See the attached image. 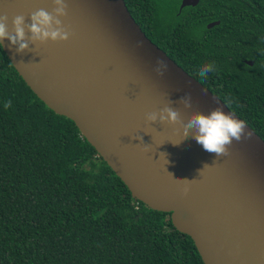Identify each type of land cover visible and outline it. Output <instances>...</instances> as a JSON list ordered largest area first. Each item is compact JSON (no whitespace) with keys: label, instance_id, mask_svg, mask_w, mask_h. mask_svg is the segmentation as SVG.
Masks as SVG:
<instances>
[{"label":"trees","instance_id":"16d2710c","mask_svg":"<svg viewBox=\"0 0 264 264\" xmlns=\"http://www.w3.org/2000/svg\"><path fill=\"white\" fill-rule=\"evenodd\" d=\"M125 2L153 43L264 140V0H200L182 11V0ZM206 64L214 71L201 79ZM0 264H204L171 214L135 200L1 44Z\"/></svg>","mask_w":264,"mask_h":264},{"label":"water","instance_id":"95a60500","mask_svg":"<svg viewBox=\"0 0 264 264\" xmlns=\"http://www.w3.org/2000/svg\"><path fill=\"white\" fill-rule=\"evenodd\" d=\"M65 2L63 23L73 33L67 43L33 45L23 55L0 43L18 74L48 108L74 121L135 200L171 214L204 264H264V140L147 37L125 0ZM199 2L182 0L180 10ZM53 7L52 0H0V15L9 17L11 31L14 16ZM157 60L168 66L163 77L154 71ZM189 92L193 106L184 110L176 102ZM169 100L182 123L149 125L146 116ZM215 108L250 132L233 141L228 156L209 153L191 135L184 139L183 122Z\"/></svg>","mask_w":264,"mask_h":264},{"label":"clouds","instance_id":"9594fccd","mask_svg":"<svg viewBox=\"0 0 264 264\" xmlns=\"http://www.w3.org/2000/svg\"><path fill=\"white\" fill-rule=\"evenodd\" d=\"M54 5L52 12L41 8L33 11L30 17L16 15L12 18L11 31L9 30V17L0 15V43L10 42V49L15 54L23 55L26 51H32L33 45L52 43H67L73 33L63 23L68 16V4L65 0H52ZM30 20V22H28ZM30 34V35H29ZM21 63H24L21 60ZM167 64L163 60H157L154 71L157 76L163 77L167 72ZM214 71L213 65H203L198 71L201 79H206L210 72ZM176 103L182 105L184 110L191 109L193 98L191 92L182 96ZM169 100L159 112H152L146 116L149 125L159 122L161 125L181 124V110L171 105ZM10 101L5 104L7 109ZM184 139L190 135L201 144L209 153H215L217 157L228 156L229 148L233 141L240 142L250 137L243 121L237 120L232 114H226L222 108H215L209 114L196 112L186 122H183ZM143 143L142 137H135ZM211 167L205 165L204 168ZM190 182L189 180H181Z\"/></svg>","mask_w":264,"mask_h":264},{"label":"flooded vegetation","instance_id":"af4514ba","mask_svg":"<svg viewBox=\"0 0 264 264\" xmlns=\"http://www.w3.org/2000/svg\"><path fill=\"white\" fill-rule=\"evenodd\" d=\"M212 23H214V22H212ZM211 24V23H210ZM209 25V24H208ZM208 25H207V27H208Z\"/></svg>","mask_w":264,"mask_h":264}]
</instances>
